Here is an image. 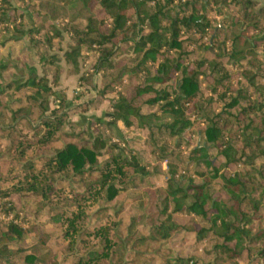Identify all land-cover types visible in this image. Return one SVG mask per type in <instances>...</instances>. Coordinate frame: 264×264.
Listing matches in <instances>:
<instances>
[{
	"label": "trees",
	"instance_id": "obj_1",
	"mask_svg": "<svg viewBox=\"0 0 264 264\" xmlns=\"http://www.w3.org/2000/svg\"><path fill=\"white\" fill-rule=\"evenodd\" d=\"M15 3L0 0L1 32L26 37L39 72L0 59V95L26 91L1 127L19 141L0 154V212L14 218L0 221V264H264V0ZM104 102L108 122L72 120ZM118 124L175 149L195 136L185 164L199 170L167 162L164 187L140 190L151 171ZM173 233L210 246L171 258Z\"/></svg>",
	"mask_w": 264,
	"mask_h": 264
},
{
	"label": "rangeland",
	"instance_id": "obj_2",
	"mask_svg": "<svg viewBox=\"0 0 264 264\" xmlns=\"http://www.w3.org/2000/svg\"><path fill=\"white\" fill-rule=\"evenodd\" d=\"M12 5H16L15 0H10ZM62 12L68 17H73L74 15L78 14L76 7H66L61 8ZM231 15L230 10H225L222 15L217 16L213 12H208V16H210L211 19L215 22H220L223 18V14ZM28 21H30V17L28 16ZM2 27L0 25V59H10L11 61L16 59L24 60L25 62H29L30 60L33 61V64L37 66L38 72V64L37 59L34 58L35 56H28V50H31V46L28 44L26 37H22L21 39H18L16 41H10L5 40V35L1 32ZM194 46L191 44L188 46L187 50H192ZM32 51V50H31ZM194 56H189L188 59H186V62L191 61ZM16 64V62H14ZM89 64L85 63L83 64V69L87 67ZM16 68L22 69V66L16 65ZM152 70V68H149ZM7 72H4L3 75L5 78H8ZM179 76V72H178ZM61 88H64L67 98H72L74 94V87L76 84V77L75 76H66V72H63L61 74ZM96 81V80H95ZM98 82V79L97 81ZM201 88L206 92V88L203 83H201ZM26 91L25 89L21 90H15L14 88H9L4 91L3 94L0 95V154L6 150L8 146H12L16 143V141H19V139H16L15 136H8L4 131H2L1 127L9 126L11 123L10 118V110L16 109L18 106H20L21 102H23V98ZM21 104H20V103ZM155 106H144L142 108L143 113H150L153 110H155ZM107 102H104L97 110H90L85 114H76L72 117V120L79 121L80 123H84L87 121V118L90 116H95L99 119H101L104 123L108 122L107 120ZM116 131H119V134L122 136L121 138L124 139V142L128 144L131 148L135 149L141 159L143 160V163L148 164V168L151 171L145 179L144 182H142L139 186L140 190H143L144 188L149 187H159L163 188L165 185V179H166V173H167V162H171L172 164H177L180 168L179 171H187L192 172L194 169L199 170L198 168H195L194 165L190 164L186 166L185 162L187 161V154H188V148L195 142V136L190 137L189 143L190 145L187 146L186 144L182 143L181 146L178 149L173 148V141H171L167 137L163 138H157L155 137V142L153 143L148 139V132L145 128H138L136 126H132L128 129H125L121 124H118L116 127ZM23 133H25L27 136L30 134L29 132L23 130ZM162 144L165 146V150L167 154H172L170 158L158 160L156 158V152L157 149L162 146ZM156 150V152H152ZM212 155L214 152L211 153ZM9 164L8 161H0V168L2 171H5L8 168ZM198 180V179H196ZM216 183V182H215ZM214 183V184H215ZM212 183L210 185V191L212 193L216 192V186ZM129 195H133L132 190L129 191ZM0 214H3L0 212ZM4 215V214H3ZM111 215V212H110ZM14 219L13 214L9 213L8 215H5L4 219L0 220L3 222H8L9 220ZM24 228L27 226L25 223H22ZM183 237L185 238L183 240ZM192 235H187L185 233H173L171 239L167 242L166 245H163L164 248H171L172 254L170 255L171 258L177 256H180L181 258H184L188 255L190 256H196L197 254H200V251L203 248H208L210 246V240H205L201 245L198 246V248L195 250L193 245L191 244ZM27 243L32 241V238L27 239ZM61 242L59 241H53L52 244H50V247L53 251L57 249V246ZM153 264H165L160 262L159 257H156ZM197 264H200L199 262Z\"/></svg>",
	"mask_w": 264,
	"mask_h": 264
},
{
	"label": "built area",
	"instance_id": "obj_3",
	"mask_svg": "<svg viewBox=\"0 0 264 264\" xmlns=\"http://www.w3.org/2000/svg\"><path fill=\"white\" fill-rule=\"evenodd\" d=\"M5 215L0 214V220L4 219Z\"/></svg>",
	"mask_w": 264,
	"mask_h": 264
}]
</instances>
